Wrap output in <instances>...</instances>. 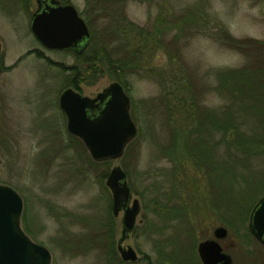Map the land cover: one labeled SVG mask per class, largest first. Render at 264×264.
Segmentation results:
<instances>
[{"label": "rangeland", "instance_id": "rangeland-1", "mask_svg": "<svg viewBox=\"0 0 264 264\" xmlns=\"http://www.w3.org/2000/svg\"><path fill=\"white\" fill-rule=\"evenodd\" d=\"M60 1L74 4L91 31L81 53L48 48L35 38L29 23L36 0H0V182L22 196L24 231L49 248L50 264H106L111 241L121 256L119 240L135 248L138 258L132 264H151L173 250L183 259L177 257L174 263L202 264L198 243L223 225L227 234L218 240L234 264H264V245L248 229L250 210L264 193V140L248 167L239 165L257 187L232 191L230 182L238 179V187L244 180L225 170L226 147L211 150L212 131L205 132L214 127L212 110L224 101L215 91L217 71L259 61L264 0ZM131 24L134 39L131 33L126 36ZM223 30L242 43L225 40ZM244 45L251 56L242 51ZM89 49L101 57L97 71L83 69L87 63L80 56ZM137 49H145L140 55H145L144 66L139 59L131 64L123 84L106 57L131 58ZM75 64L80 65L81 92L93 96L118 80L130 97L138 131L117 158L93 159L82 140L66 130L58 95L73 86L69 81L76 74ZM161 69L187 72L190 88L177 85L173 95L164 98L160 77L154 75ZM188 91H195L207 116L194 118L201 129V149L191 144L198 157L187 165L171 148L180 150L177 128L184 122L183 112L179 115L173 107V96L180 97L181 106ZM252 118L255 124L256 116ZM195 137L189 136L197 141ZM114 164L125 170L140 203L132 230L123 228L122 210L118 215L111 211L105 178Z\"/></svg>", "mask_w": 264, "mask_h": 264}, {"label": "water", "instance_id": "water-1", "mask_svg": "<svg viewBox=\"0 0 264 264\" xmlns=\"http://www.w3.org/2000/svg\"><path fill=\"white\" fill-rule=\"evenodd\" d=\"M49 2L42 7L38 0L29 23L33 35L45 47L75 49V53H80L91 39L87 23L74 4H61L59 0ZM58 105L66 117V130L82 140L95 160L119 157L137 134L138 128L129 108L130 97L118 80L109 82L93 97L67 86L58 95ZM105 184L111 191L112 214L118 215L122 210V226L132 230L140 203L132 195L125 170L114 164L106 175ZM22 208L20 193L11 185L0 182V264H50L49 248L33 240L22 228ZM248 229L264 245V193L250 210ZM226 234L227 228L218 225L213 229V237L198 243L202 264H234L218 240ZM117 248L123 260L138 258L130 244L122 245L119 240Z\"/></svg>", "mask_w": 264, "mask_h": 264}, {"label": "trees", "instance_id": "trees-1", "mask_svg": "<svg viewBox=\"0 0 264 264\" xmlns=\"http://www.w3.org/2000/svg\"><path fill=\"white\" fill-rule=\"evenodd\" d=\"M130 29V32H125L126 36L134 31V24H131ZM223 32L225 35L221 36L225 38V40L229 41L230 39L232 43L233 41H236L239 44L242 43V39H237L229 35L227 33L228 31L226 30H223ZM125 33L120 34H122L124 37ZM135 33L136 32L131 33V39H134L136 35ZM226 34H228V37L226 36ZM258 45L261 49L264 50V41L259 42ZM142 47H144V45ZM242 48V51H244L248 57L251 56V53H253L251 50H247L248 47H246V45L242 46ZM261 49L256 50V53H260L258 55L260 57L259 61L254 58L253 61L250 60V62L245 64L243 67L228 68L227 70L221 69L217 71L219 82L215 87V91L218 93V95L224 98V101L219 106H216V110H212L213 115L211 116H216L214 117V127H210L209 123H206L207 125H209V127L206 129L205 132L209 133L210 131H212L213 135H211V139H213V143H210L212 144L211 150H215V152H217L218 147L225 146L229 155V164L226 165L225 170H229L234 176H240L241 179L244 180L245 185H240L238 187H236L238 179H235V182L233 184L230 182V189L232 191L236 190V188L244 190L249 188L250 186L257 187L252 184L255 179H253L252 176L241 172L239 169V165L242 164L248 167L247 164H249L250 158L255 157L258 154V151L261 150L260 142L261 140H264V77L263 79H259L261 74L264 75V51H262ZM144 52L145 49H137L135 54L131 55V58L126 55L121 59L118 58L117 60H114L111 57L107 56L106 59L108 61V64H110V67L112 68V73L114 77L118 78L123 84H127V76L125 74V71H128L129 68H132L131 64H133L137 59H139L141 66H144L145 55L143 57L140 56ZM95 53L96 50L89 49L80 56L81 60L87 63V66L83 67L84 70L97 71L98 69H100V67L98 66V60L100 61L101 57L99 55L98 58L96 55L97 53ZM151 56V53L149 56H146L148 61L150 60ZM73 67L76 70V74L73 76V78L70 79L69 84H72L74 87H77L79 83L78 81L82 79V77L79 78L77 75L79 73L77 67H80V65L75 64L73 65ZM147 68L149 67L147 66ZM173 70L166 71V69H161L157 72H154V75L160 77L162 90L164 91V98L168 99V94L173 95L174 90L178 89L177 85H182L183 89L188 90L191 84V79L187 76V72L183 71L181 72V74H179L178 72L174 73L175 71ZM84 77L85 76H83V78ZM182 100L183 102L180 106V97L175 95L173 96V107L178 110L177 113L179 115H181V112H183L184 122L179 124L177 128V140L181 141L180 144L178 143L181 146L180 150L176 152L175 148L171 149L174 150L175 153H177L176 157L181 160L182 164L186 163L188 165L189 162L193 163L191 158L198 157L197 152H194L191 149V144L196 150L201 149L198 146V140L200 139L201 129H197L199 127V123L195 122L194 118L195 116L198 118L199 116L201 117L207 115L206 110L203 109L201 106L202 104H197L198 100L195 97V91L186 92ZM188 105L190 107L189 109ZM194 105L195 109L192 111ZM251 116H256L255 124L250 123V121H253L254 119ZM246 121H248V123L250 124L249 128L244 126ZM213 130L215 131V134ZM194 131H196L194 134H196L195 139L197 141L189 138L190 135L194 134H189L188 132L191 133ZM184 134L187 135V137L185 138L184 142H182ZM180 135L183 136L180 137ZM178 144L176 143L177 146ZM223 170L224 169H221V171ZM247 204H249V201L246 202V205ZM110 247V257H108V261L106 262V264H132L134 262L122 260L117 255L114 243L112 241L110 242ZM173 251L174 252H169V254H167L166 256L162 255L164 257H161L156 261L153 260V263H149L177 264V261L175 263L171 261L176 259L177 257L179 258V261H183V259L180 258V256L177 254L176 250Z\"/></svg>", "mask_w": 264, "mask_h": 264}, {"label": "flooded vegetation", "instance_id": "flooded-vegetation-1", "mask_svg": "<svg viewBox=\"0 0 264 264\" xmlns=\"http://www.w3.org/2000/svg\"><path fill=\"white\" fill-rule=\"evenodd\" d=\"M59 1H60V0H59ZM40 2H41V6H42V7H45L46 4H49V3H50L49 0H40ZM60 3L63 4V3H69V2H62V1H60ZM37 4H38V0H36V8H37ZM36 8H35V9H36ZM34 11H35V10H34ZM34 11H33V12H34ZM33 12H32V14H33ZM32 14H31V15H32ZM67 50H68V49H67ZM70 50H72V51L75 53V49H70ZM82 50H83V49H82ZM81 52H82V51H80V53H81ZM70 86H71V85H70ZM123 86H124V85H123ZM66 87H67V86H66ZM72 87L75 88V89H77V90H79V88H77V87H74V86H72ZM103 88H104V87H103ZM103 88H102V89H103ZM102 89H101V90H102ZM124 89H125V88H124ZM79 91H80V90H79ZM98 91H99V90H98ZM80 92H81V91H80ZM81 93H83V92H81ZM83 94H85V93H83ZM95 94H96V93H95ZM95 94H94V95H95ZM88 95H89V94H88ZM94 95H93V96H94ZM90 96H91V95H90ZM93 96H92V97H93ZM58 106H59V105H58ZM100 106H101V105H100ZM98 110H99V106H98ZM62 112H63V111H62ZM63 113H64V112H63ZM130 113H131V112H130Z\"/></svg>", "mask_w": 264, "mask_h": 264}]
</instances>
